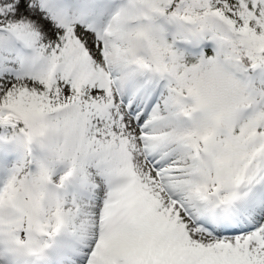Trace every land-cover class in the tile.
Wrapping results in <instances>:
<instances>
[{"label": "snow or ice", "instance_id": "obj_1", "mask_svg": "<svg viewBox=\"0 0 264 264\" xmlns=\"http://www.w3.org/2000/svg\"><path fill=\"white\" fill-rule=\"evenodd\" d=\"M0 264H264V0H0Z\"/></svg>", "mask_w": 264, "mask_h": 264}]
</instances>
